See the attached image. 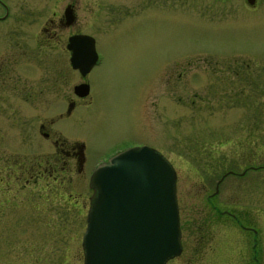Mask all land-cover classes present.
<instances>
[{"label": "rangeland", "instance_id": "1", "mask_svg": "<svg viewBox=\"0 0 264 264\" xmlns=\"http://www.w3.org/2000/svg\"><path fill=\"white\" fill-rule=\"evenodd\" d=\"M65 1H32L35 35L45 17L63 9ZM239 17L212 6L195 15L146 9L121 22L87 28L97 32L99 62L87 74L89 100L76 103L67 115L70 98H76L73 85L81 80L67 55L30 42L25 47L30 52L19 55L16 70H0V264H30L34 238L39 237L31 230L20 234V225L10 222H17V210L27 207L25 197L45 194L46 200L70 194L84 203L82 215L52 199L46 208V264H59L64 257L67 264H79L80 232L93 192L88 171L112 153L138 145L158 149L176 169L182 251L167 264L179 259L186 264L189 258L196 260L189 264H204L210 247L213 254L226 253L230 243L249 247L251 235L216 212L209 199L254 226L264 248V6ZM3 25L0 41L7 35ZM18 32V40H24L25 27ZM236 51L250 54L242 60L252 66L249 70L238 58L217 57ZM45 85L47 104L27 100L25 95ZM41 120L65 142L83 141L81 173L73 162V168L53 165L34 181L41 168L29 165L44 154L55 157L48 155L54 147L39 130ZM14 164L16 170L10 167ZM70 227L78 231L70 232ZM18 235L14 245L12 238Z\"/></svg>", "mask_w": 264, "mask_h": 264}, {"label": "flooded vegetation", "instance_id": "2", "mask_svg": "<svg viewBox=\"0 0 264 264\" xmlns=\"http://www.w3.org/2000/svg\"><path fill=\"white\" fill-rule=\"evenodd\" d=\"M33 0H0V22L4 23L2 27V32H6L7 35H1L0 41V70H16L17 63L19 59V55L21 54H29L30 51L25 50L26 46L31 42L32 47L33 44L36 47L44 48L51 47L52 49L57 50L60 54L67 55V63L68 65L76 70L81 77V80L77 83L85 82L88 84L89 91L86 95L78 96L73 92L76 98H70L67 108L65 110V115H67L76 103H80L81 101L87 102L90 96V83L87 78L88 72L82 75L78 69H75L71 66L70 63V55L71 49L68 47L69 38L72 35L86 33L91 35L94 38V44L96 42V34L94 29L91 31H87V28H94L98 26H103L104 24H114L117 22L123 21L126 17L131 15H136L138 12H142L146 9H156V10H169L177 13V11H189L193 15H195V11L198 13L201 11L210 8L211 6L216 8L217 11L222 14H228L230 16L235 15L237 19H239V14L243 11L255 12L259 11L264 6V0H66L63 6V9L54 10L48 16L45 17L43 23L39 27V32L37 35L34 34V18H35V9L33 7ZM241 16V15H240ZM177 18V17H176ZM105 25V26H106ZM19 27H25L26 36L24 40H18V31ZM32 28V29H31ZM24 31V30H23ZM30 31V32H29ZM10 34V35H8ZM29 34V37H28ZM28 37V38H27ZM27 39V40H26ZM53 43V46H51ZM50 45V46H49ZM31 47V46H30ZM96 48V45H95ZM97 50V49H96ZM21 52V53H20ZM98 53V51H97ZM61 54V55H62ZM210 55V54H209ZM216 56V55H212ZM30 56H28L29 59ZM217 57H229V58H238L240 59V63L243 65L244 69H248L252 67L250 64L246 63L247 67L244 66L243 59H249L250 54L243 52H235L231 55L224 54ZM33 58V57H31ZM204 58H208L205 56ZM177 60V59H176ZM99 62V53L96 62ZM190 62V60H188ZM93 65V66H94ZM92 66V67H93ZM239 70H242L241 68ZM239 71H235L238 74ZM242 74H240L241 76ZM33 88V87H32ZM46 91V85L43 88L34 90V92H30V94L25 95L27 100L35 101L36 104L48 103L47 98H45L44 93ZM70 97V96H69ZM60 116H63L61 114ZM39 130L43 135L44 139H48L51 144L53 150L49 152V156L52 154L55 155L54 158H47L46 154L43 155V158L35 159L30 166L31 169L34 167L41 168L40 171L35 172L34 181L39 180V177H42L47 169L53 170L54 166L60 164L61 168L62 164H69L72 167V162L74 163V167L76 169H80L77 171L81 173L82 166L86 163L85 157V145L83 141L78 139L65 142L60 136L56 133L51 132L50 128L46 126V120H41L39 122ZM125 149V148H122ZM120 149V150H122ZM118 150V151H120ZM55 153V154H54ZM51 162H54L53 164ZM98 164L92 166L88 171L87 181L89 180V176L93 168ZM28 166V167H29ZM14 170H16V165H12ZM18 167V166H17ZM73 168V167H72ZM78 169V170H79ZM57 170V169H55ZM32 174V173H31ZM223 175V174H222ZM222 179H218L215 184V194L218 191V183ZM1 182V181H0ZM213 192V193H214ZM213 195V194H212ZM209 198H211V196ZM28 199V200H26ZM53 200L59 205L63 204L66 207L72 208L75 210V214L82 215L83 212V201H79L76 197L72 198V195L66 194H58L55 196H48L46 200L45 196H31L25 197L24 202L28 203L25 209L20 208L22 211L18 212V220L17 222L11 221L10 225L19 224V228H21L20 234L24 235L29 232H36L38 239L35 237L33 242L34 256L29 258L30 264H46V234H49V226H50V217L49 211L46 208H50L49 202ZM0 200H2L0 195ZM0 204H2L0 202ZM209 204L212 208L215 209L216 212L220 214H226L227 216L234 219V221L244 229L248 233H245L247 236H250L251 242L249 247L243 248L241 244H231L229 245V249L227 252H216L213 254V248L210 247L209 254L210 258H206L202 262L204 264H264V248L259 247V233L258 230L251 225H244V223L239 219L238 215L235 212H232L228 209H220L216 207L209 199ZM1 206V205H0ZM18 204L15 206L18 209ZM1 208V207H0ZM87 212V209H86ZM22 213V214H20ZM86 217V214H85ZM2 216H0V230L3 229ZM21 221V222H20ZM85 226V225H84ZM60 230H64V226L59 227ZM29 232H25L28 231ZM31 230V231H30ZM70 232L78 231V228L70 227ZM83 230L80 232L81 237ZM31 232V233H32ZM252 234H251V233ZM228 233V232H227ZM230 234V233H229ZM19 238V235L15 238H12V241L15 245L16 239ZM26 238L25 241H29V246L32 247V241ZM18 241V239H17ZM24 242V241H23ZM81 244V239H80ZM10 245V244H9ZM27 245V244H26ZM264 247V245H262ZM216 250V249H215ZM28 253V252H27ZM79 264H83V250L81 245V253H79ZM221 256V258L219 257ZM243 257V258H242ZM49 259V258H48ZM66 258H62L59 261V264H67ZM177 260V264H181ZM196 260L189 258L186 261V264L195 262Z\"/></svg>", "mask_w": 264, "mask_h": 264}, {"label": "water", "instance_id": "3", "mask_svg": "<svg viewBox=\"0 0 264 264\" xmlns=\"http://www.w3.org/2000/svg\"><path fill=\"white\" fill-rule=\"evenodd\" d=\"M70 62L82 75L97 59L94 38H69ZM88 84L74 86L80 95ZM83 264H166L178 255L180 223L176 171L162 152L131 146L101 161L92 171Z\"/></svg>", "mask_w": 264, "mask_h": 264}]
</instances>
